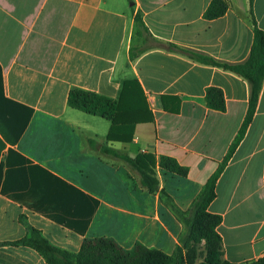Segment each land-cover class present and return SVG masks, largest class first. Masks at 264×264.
<instances>
[{
    "label": "crops",
    "instance_id": "obj_1",
    "mask_svg": "<svg viewBox=\"0 0 264 264\" xmlns=\"http://www.w3.org/2000/svg\"><path fill=\"white\" fill-rule=\"evenodd\" d=\"M228 1L223 17L207 20L212 0H0V264H48L36 250L9 244L30 228L72 252L102 237L126 250L140 243L176 251L183 225L127 161L102 148L174 158L189 169L187 177L172 174L183 184L175 202L187 210L201 195L246 119L250 85L167 47L245 62L256 27L264 31V0ZM137 14L155 44L142 52ZM132 49L140 54L133 61ZM127 79L141 83L154 120L137 125L131 143L108 142L111 122L71 108L69 92L117 99ZM211 87L224 92L226 112L207 106ZM216 194L208 211L223 218L225 260L263 257L264 84Z\"/></svg>",
    "mask_w": 264,
    "mask_h": 264
},
{
    "label": "trees",
    "instance_id": "obj_2",
    "mask_svg": "<svg viewBox=\"0 0 264 264\" xmlns=\"http://www.w3.org/2000/svg\"><path fill=\"white\" fill-rule=\"evenodd\" d=\"M249 1L252 6L255 0ZM229 9L228 0H212L204 17L207 20H216L223 17ZM135 22L137 35L148 42L151 35L140 14L136 15ZM167 48L198 63L236 73L247 80L250 85L249 110L246 119L227 157L208 180L203 192L196 200L193 217L187 223L181 246L172 255H168L159 249H151L140 243L133 249L126 250L113 239L102 237L87 238L83 241L78 252H72L52 245L41 231L35 228H30L28 236L11 242L10 245L32 248L39 252L48 264H185L186 251L190 248L191 243H198L204 239L207 242L208 250V259L205 264H222L220 256L223 250V240L217 229L223 218L220 215L209 213L208 208L217 197L216 187L221 174L255 116L264 84V31L256 27L251 53L248 59L240 64L221 62L205 53L182 48L175 44H170ZM139 56L140 54L134 53V49L131 50L130 59L132 61ZM206 102L212 110L220 112L227 110L225 95L220 88H209L206 94ZM68 104L73 109L109 120L111 127L107 135L108 142L131 143L134 140L137 125L150 123L154 120L145 91L137 79L125 80L117 99L74 88L69 92ZM90 144L91 146L95 145L94 141H90ZM102 151L127 161L140 175L143 186L152 194L158 192L160 187V181L153 174L152 168L156 169L158 166L164 172L181 177L188 176L189 169L168 156H160L157 159L154 155L140 153L135 159H132L130 156H121L106 146L102 148ZM223 264L232 263L226 261ZM245 264H264V256Z\"/></svg>",
    "mask_w": 264,
    "mask_h": 264
},
{
    "label": "rangeland",
    "instance_id": "obj_3",
    "mask_svg": "<svg viewBox=\"0 0 264 264\" xmlns=\"http://www.w3.org/2000/svg\"><path fill=\"white\" fill-rule=\"evenodd\" d=\"M154 45L155 44L153 42H145V40H144L143 46L140 47L139 49H137L136 52H140V51L142 52L144 50L149 49L150 47H153ZM151 170H152L153 174L155 176H157V178L160 181L159 191L154 193V194H156V195L159 194V197H160V200H161L163 206H165V208L167 210H169L179 220V222L183 225L184 230L179 237V245H178V247H179V246H181L182 237H183L184 233L186 232L187 223L193 217L195 202L198 198H196L194 200L192 205L187 210L182 209L175 202V195H177L178 192L179 193L181 192L183 184L180 183V181L174 180L175 177H173V176H175V175L169 174V173L164 172L162 170L160 171V169L157 167H156V169L152 168ZM139 176L140 175H138V177ZM139 180H140L141 186L144 188L140 177H139ZM151 249H153V248H151ZM222 252H223V250H222ZM222 252H221L222 255L220 256V261L223 264L227 260H225ZM186 255H187V258H186L185 264H205L206 260L208 259L207 242L204 239H202L198 243H191L190 248L188 249V251H186Z\"/></svg>",
    "mask_w": 264,
    "mask_h": 264
}]
</instances>
